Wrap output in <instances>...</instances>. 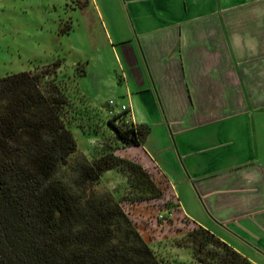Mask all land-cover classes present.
<instances>
[{
  "label": "crops",
  "instance_id": "obj_1",
  "mask_svg": "<svg viewBox=\"0 0 264 264\" xmlns=\"http://www.w3.org/2000/svg\"><path fill=\"white\" fill-rule=\"evenodd\" d=\"M95 3L119 62L114 104L147 129L124 149L180 215L264 264V0Z\"/></svg>",
  "mask_w": 264,
  "mask_h": 264
},
{
  "label": "trees",
  "instance_id": "obj_2",
  "mask_svg": "<svg viewBox=\"0 0 264 264\" xmlns=\"http://www.w3.org/2000/svg\"><path fill=\"white\" fill-rule=\"evenodd\" d=\"M65 102L58 87L41 83L38 74L0 76V264H162L108 192L83 190L79 197L53 178L76 148L60 114ZM107 122L124 147L145 140L142 124ZM115 167L158 195L140 165L114 149L90 161L80 157L75 183L84 186ZM187 238L194 252L210 254L213 261L205 264H248L201 226Z\"/></svg>",
  "mask_w": 264,
  "mask_h": 264
},
{
  "label": "rangeland",
  "instance_id": "obj_3",
  "mask_svg": "<svg viewBox=\"0 0 264 264\" xmlns=\"http://www.w3.org/2000/svg\"><path fill=\"white\" fill-rule=\"evenodd\" d=\"M95 4V0H0V76L19 71L38 74L41 83H54L66 98L60 114L76 148L56 168L54 179L79 197L83 190L108 192L162 264L211 262L209 253L191 247L187 233L194 225L178 213L168 182L140 162L132 147L124 149L108 125V120L121 125L126 117L114 104L121 100L113 81L119 62ZM55 61L58 67L53 69ZM108 100L113 101L111 106ZM112 149L140 165L157 196L122 167L76 185V161L80 157L90 161Z\"/></svg>",
  "mask_w": 264,
  "mask_h": 264
},
{
  "label": "built area",
  "instance_id": "obj_4",
  "mask_svg": "<svg viewBox=\"0 0 264 264\" xmlns=\"http://www.w3.org/2000/svg\"><path fill=\"white\" fill-rule=\"evenodd\" d=\"M107 103H108V105L111 106V105L113 104V101H112V100H108ZM124 108H125V107H124L123 105H121V106H120V109H119V112H120V111H123ZM124 122H128V120H127V119H124Z\"/></svg>",
  "mask_w": 264,
  "mask_h": 264
}]
</instances>
